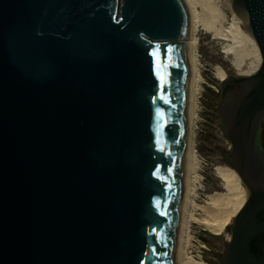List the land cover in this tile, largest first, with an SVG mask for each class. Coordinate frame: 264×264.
I'll list each match as a JSON object with an SVG mask.
<instances>
[{
  "label": "water",
  "instance_id": "1",
  "mask_svg": "<svg viewBox=\"0 0 264 264\" xmlns=\"http://www.w3.org/2000/svg\"><path fill=\"white\" fill-rule=\"evenodd\" d=\"M230 7L260 64L220 82L247 191L220 259L264 264V0ZM189 29L184 0H0V264H174Z\"/></svg>",
  "mask_w": 264,
  "mask_h": 264
},
{
  "label": "rangeland",
  "instance_id": "2",
  "mask_svg": "<svg viewBox=\"0 0 264 264\" xmlns=\"http://www.w3.org/2000/svg\"><path fill=\"white\" fill-rule=\"evenodd\" d=\"M185 3L188 5L187 8L191 16L190 35L197 40L196 53L200 78L198 82V120L194 138L195 152L199 159V170H197L198 181L194 185L195 193L193 192L190 197L192 204L190 203L191 206H188L189 211H192L195 208L192 206L197 204L204 207L209 206L208 196L215 192L227 191L225 182L217 171L218 167H230L224 161L222 151V149L227 150L229 148V141L223 134L221 128L222 118L217 109L221 90V79L217 75V68L221 67L226 73H232L236 70L231 60L223 52L222 43L215 40L212 32H210L212 23L214 20L220 19L219 17L224 16L226 20L230 21L233 13L230 0H186ZM198 212L200 211L198 210ZM195 217L198 221L190 220L191 244L188 248V252L190 251L188 255L195 262L221 264L220 257L230 237L229 227L234 216L231 217L221 233L212 232L204 224L201 215Z\"/></svg>",
  "mask_w": 264,
  "mask_h": 264
},
{
  "label": "bare ground",
  "instance_id": "3",
  "mask_svg": "<svg viewBox=\"0 0 264 264\" xmlns=\"http://www.w3.org/2000/svg\"><path fill=\"white\" fill-rule=\"evenodd\" d=\"M225 5L229 6L228 4ZM188 12L190 15L189 9ZM219 18L216 21L214 20L210 28L213 38L222 43L223 52L231 60L236 70L235 72L243 75L252 74L258 69L260 64V55L254 40L241 26V18L234 14V12L231 14L230 21L226 20L224 16ZM196 44L197 40L190 35L189 29L188 36L183 41L189 73L186 86V133L183 153L182 201L174 264H207L203 261L195 262L188 255L190 252H188V248L191 244L189 234L190 220L198 221L195 216L201 215L204 224L212 232L221 233L229 223L231 217L242 207L247 196V191L241 184L240 177L235 170L230 167H218L217 171L223 178L227 191L215 192L208 196L209 206L206 205L204 207L197 204L196 206H192L195 207L192 211H189L188 206L192 204L190 197L193 195L194 185L198 181L197 170H199V159L194 146L196 122L198 120V82L200 80ZM217 69V75L220 79H223L227 73L221 67Z\"/></svg>",
  "mask_w": 264,
  "mask_h": 264
},
{
  "label": "flooded vegetation",
  "instance_id": "4",
  "mask_svg": "<svg viewBox=\"0 0 264 264\" xmlns=\"http://www.w3.org/2000/svg\"><path fill=\"white\" fill-rule=\"evenodd\" d=\"M220 93H221V90H220ZM218 109H219V107H218ZM220 112V111H219ZM220 115H221V113H220ZM221 118H222V115H221ZM221 123H222V120H221ZM223 131V130H222ZM223 134H224V132H223ZM224 136L226 137V135L224 134ZM258 136H259V140H260V148L262 149V150H264V117L262 118V120H261V123H260V126H259V128H258ZM227 138V137H226ZM228 139V138H227ZM228 141H229V148L225 151V152H223V158H224V154L226 153V152H228L230 149H231V143H230V140L228 139ZM224 161L228 164V162L225 160V158H224ZM229 165V164H228ZM230 166V165H229ZM231 167V166H230Z\"/></svg>",
  "mask_w": 264,
  "mask_h": 264
}]
</instances>
